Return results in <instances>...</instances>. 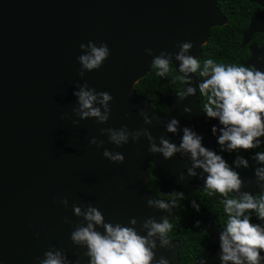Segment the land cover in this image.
I'll list each match as a JSON object with an SVG mask.
<instances>
[{
	"label": "water",
	"instance_id": "water-1",
	"mask_svg": "<svg viewBox=\"0 0 264 264\" xmlns=\"http://www.w3.org/2000/svg\"><path fill=\"white\" fill-rule=\"evenodd\" d=\"M248 1L260 10L242 32V46L250 49L243 63L264 69V42L251 43L254 34L264 35V0ZM226 23L218 0H0V264H33V258H42L52 245L63 249L70 261L87 264L85 249L69 239L74 227L84 223L73 215L74 203L92 204L112 223L126 225L136 217L135 228L141 235L146 233L143 219L175 218V208L161 210L146 204L149 197L165 198L145 184L152 176L160 180L161 194L176 190L192 199L203 183L198 176L186 175L187 158L175 154L164 159L148 152L143 135L117 147L99 130L123 124L130 131L147 128L156 138L164 135L178 143L179 133L172 135L164 128L175 117L181 126L201 134L206 147L215 149L210 127L217 121L205 118L197 95L181 100L168 91L164 98L168 110L159 113L137 93L136 84L151 69L152 57L145 48H151L153 55L161 50L176 52L179 41L190 40V54L199 58L210 29ZM89 40L104 41L110 55L81 79L76 57L83 51L79 44ZM83 80L112 95L106 123L79 120L72 112L74 86ZM185 106L192 111L185 113ZM141 112L151 118L150 124H144ZM72 120L79 122L73 125ZM93 136L104 141L101 148L89 144ZM103 148L123 153V163L104 158ZM240 175L242 190L257 193L254 173ZM60 198H67V207ZM65 217L71 223H65ZM201 221L208 241L191 264H199L201 256L208 264H219L222 226L208 213ZM153 239L154 259L164 256L170 264H179V240L170 239V246L160 247L158 238Z\"/></svg>",
	"mask_w": 264,
	"mask_h": 264
},
{
	"label": "clouds",
	"instance_id": "clouds-1",
	"mask_svg": "<svg viewBox=\"0 0 264 264\" xmlns=\"http://www.w3.org/2000/svg\"><path fill=\"white\" fill-rule=\"evenodd\" d=\"M178 51L161 50L153 55L151 48L144 52L151 56L149 66L155 70V75L161 79L173 74L182 88L175 91L176 97L183 100L197 95L198 108L206 119H215L216 124L210 127V133L215 137L219 149H211L203 144V136L192 127L181 126L175 117H171L164 125L165 131L172 135L179 133V142H171L164 135L158 138L151 135L147 128L129 130L126 125L117 128H101V135L107 134V139L119 147L127 144L129 138L136 142L143 135L148 141V152L159 153L164 159L175 154L186 157L189 167L188 177L202 178L203 188L209 195L218 193L223 197V213L226 220L218 233L219 264H264V151H255L250 156L241 155V150L258 149L264 145V69L246 63H218L212 58H206L202 63L193 56L190 50L193 43L190 40L179 41ZM83 50L76 57L79 63L77 75L83 79L85 72L101 67L110 55V49L104 41L98 44L92 40L80 43ZM259 59V57H258ZM72 95L76 98V106L72 112L79 120L94 118L96 123L103 124L109 119L113 100L108 91H96L90 87L87 80L74 86ZM199 98H203L201 103ZM183 111L190 113L192 109L185 106ZM144 124H150L151 118L141 112ZM127 116V114H125ZM79 121L72 120L76 125ZM158 139V143H157ZM90 145L101 148L103 140L95 136L89 139ZM223 153L234 154L231 164L224 158ZM102 156L110 162L123 163V153L103 148ZM249 159L254 161L257 193L242 190L243 181L237 169H247ZM197 169L200 170L199 175ZM185 173L179 178L184 179ZM231 194L232 198H229ZM180 191H171L168 199L147 198L146 204L161 210L174 209L183 200ZM56 202V197H53ZM59 203L65 207L67 198H60ZM191 207L200 211V204L195 199L189 201ZM72 213L82 218L83 224H78L69 234L74 245L85 249L84 256L87 264H170L168 258L155 257L157 237L160 247L170 246L168 233L172 229L168 217L157 221L154 217L142 220V228L146 230L141 235L135 225L136 217H130L127 224L112 223L105 220L102 212L92 204H72ZM209 215V214H208ZM255 217L259 223L252 222ZM65 223L71 221L65 217ZM195 227L200 221L194 222ZM101 227L102 232L97 228ZM38 235V234H37ZM33 264H76L70 261L63 249L54 245L43 252V257L33 258ZM199 264H208L207 257L201 256Z\"/></svg>",
	"mask_w": 264,
	"mask_h": 264
},
{
	"label": "trees",
	"instance_id": "trees-1",
	"mask_svg": "<svg viewBox=\"0 0 264 264\" xmlns=\"http://www.w3.org/2000/svg\"><path fill=\"white\" fill-rule=\"evenodd\" d=\"M218 5L227 17V23L222 26H216L210 29V35L207 43L203 46V50L199 55V61L206 58H212L218 63H243L250 56L249 46H242V32L248 27L251 17L260 10V6L248 0H218ZM264 42V35L256 33L253 35L251 43L262 45ZM168 78L161 79L155 75V70L150 69L149 73L139 80L136 84V91L139 95L148 98L152 107L159 113L167 112L168 108L165 104L164 98L168 91H176L182 88L179 81L173 79V75H178L174 72ZM203 102V98H199ZM264 139V138H262ZM219 149V146H215ZM255 151H264V145L258 149L241 150L240 154L245 157L250 156ZM224 158L231 164L234 154L223 153ZM254 161L249 159V167L247 169H237L242 175H248L253 172L255 167ZM151 164L147 169L150 170ZM160 180L155 177H150L145 184L146 189L154 190L160 196L159 192ZM259 195V194H257ZM229 198L231 194H229ZM195 199L200 204V211L196 212L189 201ZM192 199L183 198L175 208V218L170 221L172 225L171 231L168 233L169 239H177L181 243L179 264H191L193 259L200 254L204 249L208 235L206 234L204 225L202 224V217L204 213H208L211 220L218 222L223 226L226 216L223 213V205L221 203L223 197L218 193L209 195L203 188L199 189ZM199 220L200 226L195 227L194 222ZM252 222L259 223L252 217Z\"/></svg>",
	"mask_w": 264,
	"mask_h": 264
},
{
	"label": "flooded vegetation",
	"instance_id": "flooded-vegetation-1",
	"mask_svg": "<svg viewBox=\"0 0 264 264\" xmlns=\"http://www.w3.org/2000/svg\"><path fill=\"white\" fill-rule=\"evenodd\" d=\"M173 191H174V190H173ZM170 192H171V191H170ZM170 192H169V193H170ZM169 193H167V194H165V195H168V196H169ZM162 197H163V196H162ZM164 198H165V199H168L169 197L165 196ZM201 220H202V219H201ZM213 221H214V220H213ZM214 222H216V221H214ZM216 223H218V222H216ZM218 224H219V223H218Z\"/></svg>",
	"mask_w": 264,
	"mask_h": 264
}]
</instances>
